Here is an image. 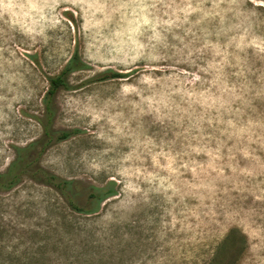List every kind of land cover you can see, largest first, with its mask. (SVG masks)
<instances>
[{"label": "rangeland", "instance_id": "obj_1", "mask_svg": "<svg viewBox=\"0 0 264 264\" xmlns=\"http://www.w3.org/2000/svg\"><path fill=\"white\" fill-rule=\"evenodd\" d=\"M74 50L86 68L52 122L72 134L39 166L115 195L83 215L20 176L0 189V264H264V3L0 0V174Z\"/></svg>", "mask_w": 264, "mask_h": 264}, {"label": "trees", "instance_id": "obj_2", "mask_svg": "<svg viewBox=\"0 0 264 264\" xmlns=\"http://www.w3.org/2000/svg\"><path fill=\"white\" fill-rule=\"evenodd\" d=\"M264 3V0H257ZM84 65L74 50L64 63L62 69L53 76L47 77V88L41 98L42 116L38 121L41 128L40 137L30 142L23 149L16 151L26 152L25 156L18 157L10 164L7 171L0 174V189L12 187L20 176L26 175L32 180L55 189L67 207L79 214L93 215L98 212L101 203L115 195L113 182H107L101 187L88 185L76 189L72 180H62L48 173L39 166V159L52 142L65 141L72 134L71 131H56L52 128L55 116V97L59 91L70 88L68 76L74 72L84 70ZM119 73L104 71L98 74L97 81L120 77Z\"/></svg>", "mask_w": 264, "mask_h": 264}]
</instances>
